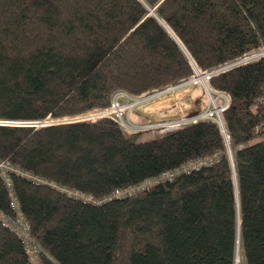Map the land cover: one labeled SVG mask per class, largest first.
<instances>
[{
    "label": "trees",
    "instance_id": "trees-1",
    "mask_svg": "<svg viewBox=\"0 0 264 264\" xmlns=\"http://www.w3.org/2000/svg\"><path fill=\"white\" fill-rule=\"evenodd\" d=\"M261 47L264 0H0V121L80 115ZM209 86L229 96L228 141L211 119L140 141L108 118L0 124L17 169L0 173V213L37 249L0 220V264H264V57ZM198 159L213 162L158 180Z\"/></svg>",
    "mask_w": 264,
    "mask_h": 264
},
{
    "label": "built area",
    "instance_id": "built-area-1",
    "mask_svg": "<svg viewBox=\"0 0 264 264\" xmlns=\"http://www.w3.org/2000/svg\"><path fill=\"white\" fill-rule=\"evenodd\" d=\"M264 57V47H261L253 52L246 54L241 59L228 63L222 67H219L210 71H201L199 68L195 67V73L189 79H186L177 84H169L160 89L154 90L150 93H144L142 95L133 96L128 94L125 91H117L112 97V101L109 106L104 108H97L92 111L70 117H64L59 119H53L54 122H79V121H93L100 118H108L115 121L122 129L131 133H140L147 131H159V132H169L179 129L185 125L195 123L203 119H211L217 122L224 130L225 136L229 138V135L226 133L223 125L222 114L229 105L230 99L229 96L221 91L212 89L209 86L211 78L223 71L229 70L235 66L247 63L253 60ZM187 87L201 88L204 90L207 95V103L202 108L200 112L195 115H186L173 119H165L154 122H135L130 117L133 110L140 105L152 102L158 98L164 97L170 93H173L177 90H182ZM213 162L212 159H198L189 161L187 164H184L174 170L164 172L158 180H172L181 173L190 172L192 170L200 169L203 166L209 165ZM12 165L8 161H1L0 163V173L1 175L6 176L7 173L11 170ZM13 168V167H12ZM13 171V170H12ZM17 171V169H16ZM24 176L31 178V180L36 183H42L43 181L39 177L32 176L31 174L22 173ZM125 190H116L114 195L121 197L124 194L120 195L121 192ZM127 193V192H126ZM75 194V193H74ZM12 207L17 208V203L15 200L12 201ZM0 220L3 225L9 226L12 230L18 234L26 243L29 250L32 251V246H35L31 234H30V224L28 221L19 213L16 217L6 216L0 213ZM33 252V251H32ZM35 254V253H34ZM31 254L33 261L37 259L36 255Z\"/></svg>",
    "mask_w": 264,
    "mask_h": 264
},
{
    "label": "rangeland",
    "instance_id": "rangeland-1",
    "mask_svg": "<svg viewBox=\"0 0 264 264\" xmlns=\"http://www.w3.org/2000/svg\"><path fill=\"white\" fill-rule=\"evenodd\" d=\"M207 101H208L207 95L205 94L203 89L187 87L182 90H177L173 93H170L164 97L153 100L152 102L137 106L133 110V113L141 112L143 114L142 120L139 121L141 123L154 122V121L165 120V119H173V118H178V117L189 115L192 110H195V109L199 110L201 107L203 108L206 105ZM133 121L137 122L136 119H133ZM128 134L136 135L135 139L140 141V140H147L150 138L160 136L163 134V132H159V131H155V132L147 131V132H140V133L128 132ZM263 139H264V134L258 136L255 140L260 141ZM10 169H11L10 171L12 170L16 171V168L11 167ZM151 184L152 183H148L147 186ZM135 189L136 188L125 190L124 192H121L120 195L126 192H129V191H133ZM31 247H32L31 248L32 251L35 254H37V249L35 248V246L31 245Z\"/></svg>",
    "mask_w": 264,
    "mask_h": 264
},
{
    "label": "water",
    "instance_id": "water-1",
    "mask_svg": "<svg viewBox=\"0 0 264 264\" xmlns=\"http://www.w3.org/2000/svg\"><path fill=\"white\" fill-rule=\"evenodd\" d=\"M152 12H153V10H152ZM165 28L171 33V35H173L169 28H167L166 26H165ZM57 123H66V122H54V120L51 119V118H47L45 120L37 121V122H20V123H18V122L0 121V124H4V125H14V124H28V125H31L32 124V125H35L37 127H44V126L57 124ZM228 151H229V155L232 157V152H231V148H230L229 145H228ZM237 259H238V255H237Z\"/></svg>",
    "mask_w": 264,
    "mask_h": 264
},
{
    "label": "crops",
    "instance_id": "crops-1",
    "mask_svg": "<svg viewBox=\"0 0 264 264\" xmlns=\"http://www.w3.org/2000/svg\"><path fill=\"white\" fill-rule=\"evenodd\" d=\"M130 117L133 118V119H136L137 122H139V121L142 120L143 114L141 112H135V113L132 112Z\"/></svg>",
    "mask_w": 264,
    "mask_h": 264
}]
</instances>
